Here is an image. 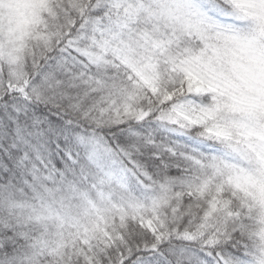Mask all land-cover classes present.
<instances>
[{
	"label": "snow or ice",
	"instance_id": "6c2138e0",
	"mask_svg": "<svg viewBox=\"0 0 264 264\" xmlns=\"http://www.w3.org/2000/svg\"><path fill=\"white\" fill-rule=\"evenodd\" d=\"M0 264H264V0H0Z\"/></svg>",
	"mask_w": 264,
	"mask_h": 264
}]
</instances>
